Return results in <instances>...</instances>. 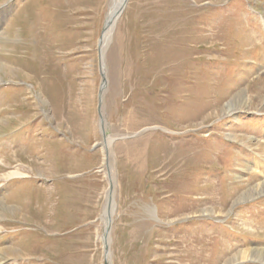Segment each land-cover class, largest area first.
<instances>
[{
  "label": "rangeland",
  "instance_id": "374dc122",
  "mask_svg": "<svg viewBox=\"0 0 264 264\" xmlns=\"http://www.w3.org/2000/svg\"><path fill=\"white\" fill-rule=\"evenodd\" d=\"M115 2L0 0V264H264V0Z\"/></svg>",
  "mask_w": 264,
  "mask_h": 264
},
{
  "label": "bare ground",
  "instance_id": "6f19581e",
  "mask_svg": "<svg viewBox=\"0 0 264 264\" xmlns=\"http://www.w3.org/2000/svg\"><path fill=\"white\" fill-rule=\"evenodd\" d=\"M124 4H125V0H116V2H115V4L113 5V7H112V9H111V11H110V13H109V15H108V29L106 30V33H105V35H104V39H106V37H107V34H109V32H110V30H111V28H110V26L112 25V23L117 19V17H118V12L119 11H121V9L123 8V6H124ZM3 9V8H2ZM2 9H0V11L2 10ZM110 28V29H109ZM17 172V171H16ZM16 172H14L13 173V175L15 174H17ZM10 175H12V173L10 174ZM1 210V209H0ZM107 209H105V211H106ZM105 217H106V212H105ZM108 220V219H107ZM108 223H110L109 221H108Z\"/></svg>",
  "mask_w": 264,
  "mask_h": 264
},
{
  "label": "water",
  "instance_id": "95a60500",
  "mask_svg": "<svg viewBox=\"0 0 264 264\" xmlns=\"http://www.w3.org/2000/svg\"><path fill=\"white\" fill-rule=\"evenodd\" d=\"M126 2H127V0H125V4H126ZM124 4V5H125ZM108 212H107V215H108V221L109 222H111V217H110V210H109V208H108V210H107ZM107 233H108V231H107ZM105 239H106V236H105ZM106 242V241H105ZM106 246H107V242H106Z\"/></svg>",
  "mask_w": 264,
  "mask_h": 264
}]
</instances>
